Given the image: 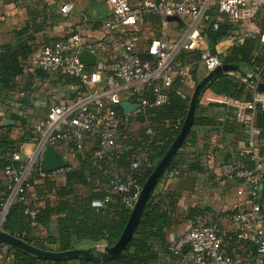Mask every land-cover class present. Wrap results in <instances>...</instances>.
Segmentation results:
<instances>
[{"label":"crops","instance_id":"obj_1","mask_svg":"<svg viewBox=\"0 0 264 264\" xmlns=\"http://www.w3.org/2000/svg\"><path fill=\"white\" fill-rule=\"evenodd\" d=\"M139 1L130 0L132 4ZM64 3L72 5L66 14L60 11ZM111 17L107 0H0V53L4 51V47L16 48L19 40L26 45V49L19 56L21 73L16 76L13 89L0 94V109L3 112L0 126L9 128V136L19 142L16 152L21 159L32 156L35 150L37 136L32 129L34 124L45 117L52 103L72 97L68 83L61 74L55 73L51 76L36 67L34 58L43 44L67 39L78 32L83 41L93 48L92 53L96 57L95 64H87L90 72L101 70L104 75L114 62L124 57V36L133 38L135 50L140 57L146 54L151 38L165 32L168 39L175 40L188 27L186 19L181 18L182 22H178L160 15L146 14L131 26H119L110 31L107 21ZM218 20H222V16ZM232 24V31L214 43H209L201 32L198 47L184 50L176 58L172 80L177 93L183 98H190L196 83L207 72L201 59L203 48L223 55L233 45L242 44L246 38L253 37L256 38V44L252 58L258 54L261 45L257 36L264 31V11L250 21ZM243 71L249 76L258 77L253 70ZM245 82L251 89L250 100H236L215 94L208 86L204 89L196 106L191 128L185 136L186 140L178 150L176 168L167 172L153 189V199L167 195L174 201L172 207L175 224L165 231L167 242L173 241L192 226L210 224L218 228L221 250L224 253L242 255L245 258L252 255L249 247L236 239V228L230 221V214L237 204L250 205L248 188L242 178L234 175L223 176L218 172L219 164L229 158H238L243 166H250L246 152L249 135L257 145L259 155L264 156L258 130L253 128L249 131L248 127L243 129L236 123L239 120L235 112L243 103L264 95L261 93L263 91ZM83 90L86 91V88ZM22 117L26 118L28 125L22 124ZM141 127H146V123H140L137 113L130 112L128 132H134ZM69 143L61 142L55 149L62 156L71 158L73 168H76L80 162ZM84 148L94 151L92 137L86 140ZM90 158L93 159L94 156ZM57 181L62 184L64 177L58 176ZM79 191L84 190L80 188ZM36 234L40 238L55 236V223H50L48 231L38 228ZM104 244L85 239L76 242L74 248L100 247ZM10 248L13 247L0 243V264H14V254ZM158 264L185 263L162 255Z\"/></svg>","mask_w":264,"mask_h":264},{"label":"built area","instance_id":"obj_2","mask_svg":"<svg viewBox=\"0 0 264 264\" xmlns=\"http://www.w3.org/2000/svg\"><path fill=\"white\" fill-rule=\"evenodd\" d=\"M112 17L107 21L110 31L119 26H131L146 14L163 17L177 15L188 20L185 33L175 40L167 38L165 32L151 38L146 54L150 57L141 59L136 50L133 38L129 35L123 38L125 55L114 62L107 73L101 70L87 73L85 63L80 61L78 54L82 50L93 52L82 36L75 32L67 39L50 44H43L35 58L36 67L49 75L62 73L76 78L75 83H69L72 97L59 99L52 103L44 118L36 122L33 129L37 136L35 150L32 156L24 159L20 169L6 165L2 177L6 186L7 196L0 204V228L2 227L9 206L16 200H22L21 193L28 186L27 180L31 172L36 171L40 179L62 176L73 168L71 158L62 156L66 165L46 171L43 169V154L47 146L55 148L61 142H72L74 150L85 147L89 137L94 141V156H105L115 146L121 125L127 121L129 114L119 112L117 106L121 101L138 103L140 106L151 105L142 93L147 86L153 85L155 100L153 105L165 101L161 90L172 82L173 65L177 55L182 50L198 47L202 24L209 20H218L211 15L223 14L231 23L250 21L258 13L264 11V0H140L132 4L130 0H107ZM72 8L70 3H64L60 11L68 13ZM214 27L216 24L214 23ZM259 42L264 48V31L259 33ZM201 59L206 71L221 64V56L209 48H203ZM86 88V91L83 90ZM264 108V95L254 101L243 103L235 112L236 118L252 131V116L255 104ZM140 106L134 110L137 112ZM3 114L0 109V116ZM264 148V142L260 143ZM247 153L250 166H243L240 159L232 158L219 164L220 175H234L242 178L246 184L250 199L249 206L237 204L230 214V221L236 228V237L255 245L257 257L253 264H263L264 258V214L259 211L257 199L260 182L264 180V156L257 152L251 135L247 139ZM71 156V155H70ZM13 159H21L19 153L12 155ZM137 165L136 162L132 167ZM146 166L150 163L146 161ZM109 190L126 194L132 191L126 200L132 207L141 187L131 176L121 178L113 175L107 184ZM108 197L93 201V205L101 206ZM35 209L25 208L24 213L33 216ZM168 250L181 261L192 264H239L244 262L240 255L230 256L221 250V239L218 228L203 224L192 226L183 231L168 244ZM184 248H186L184 250ZM246 264L252 262L245 261Z\"/></svg>","mask_w":264,"mask_h":264},{"label":"trees","instance_id":"obj_3","mask_svg":"<svg viewBox=\"0 0 264 264\" xmlns=\"http://www.w3.org/2000/svg\"><path fill=\"white\" fill-rule=\"evenodd\" d=\"M213 12L212 10V16H222V20L215 22L213 19L202 24L201 32L209 43L226 37L234 25L225 15ZM255 44L256 38L249 37L242 44L233 45L225 54L220 55L222 63L236 64L242 70H253L258 74V78L264 81V50L260 47L258 54L252 58ZM25 49L26 45L19 40L16 48L4 47V51L0 53V94L13 89L16 76L21 73L19 56ZM182 52L184 50L177 57ZM85 70L90 72V66L85 64ZM59 74L68 84L76 82V78L72 76ZM153 87L147 86L141 95L151 105L140 106L136 112L139 122L146 123V127L128 132V116L127 121L119 129L115 146L105 156H94V151L90 148L74 150L80 164L62 175L64 177L62 184L57 181V177L40 179L36 171L31 172L27 180L28 186L21 193L22 200H16L9 206L1 229L35 247L49 251L68 250L74 248L76 242L85 239L104 242L106 245L114 244L129 218L131 207L126 200L131 197L132 191L121 194L109 190L107 184L113 175L121 178L131 176L141 187L178 135L188 106L189 98H183L177 93L173 80L169 86L161 90L166 100L159 105H153L155 100ZM208 89L215 94L226 95L236 100L251 99V89L235 74H223L215 78L209 83ZM117 109L120 113L123 112L119 105ZM21 121L24 125L29 124L24 117ZM236 123L243 129L246 128L244 123L240 121ZM251 125L258 130L259 138L264 142V108L259 103L255 104ZM185 140L186 137L178 150ZM18 143L9 136V128L0 126V204L7 196L2 177L4 167L11 165L20 169L25 163L23 159L15 160L12 157ZM69 144L72 146V142ZM178 150L161 178L176 168ZM90 156L94 158L91 159ZM230 159L232 158L226 161ZM146 161L150 163V167L146 166ZM134 162L137 165L132 167ZM80 188L84 191H79ZM152 196L151 194L142 211L127 248L113 258L44 260L26 251L10 248L13 250L14 264H158L162 255L181 261L179 256L168 250L170 242H167L165 237V231L175 224L172 207L174 201L167 195H160L157 199H153ZM105 197L108 199L101 206L93 205V201ZM25 208L35 209L36 212L30 216L24 213ZM52 222L56 226L55 236L49 235L45 238L37 236L38 228L48 231ZM241 242L249 247L252 255L248 258L240 255L244 262L239 264H246L247 260L253 264L257 257L255 245L248 241ZM181 263L192 264L184 261Z\"/></svg>","mask_w":264,"mask_h":264},{"label":"water","instance_id":"obj_4","mask_svg":"<svg viewBox=\"0 0 264 264\" xmlns=\"http://www.w3.org/2000/svg\"><path fill=\"white\" fill-rule=\"evenodd\" d=\"M169 20H175L178 22H182V19L177 15L166 16ZM78 57L80 61L85 64H95L96 57L93 53L88 50H82ZM150 57L148 54L141 55V59H145ZM223 74H236L237 76L242 77L245 81H247L252 87L257 90L264 92V81H261L256 76H249L243 70H241L236 64H227L221 63L214 67L213 69L206 72V74L196 83L191 96L188 101V106L186 110V114L182 125L180 127L179 133L162 156V158L157 162L154 168L151 170L150 174L143 182L139 194L130 210L129 218L122 230L117 241L112 245H102L100 247H89V248H71L63 251H49L43 250L38 247H35L23 239H20L12 234H9L0 228V243L17 248L23 251H26L38 258L44 260H66V259H76L79 257L90 259V260H104L113 258L116 255L123 252L129 243L131 235L134 231V228L140 219L142 211L150 198L154 187L160 180L163 175L166 167L169 162L177 152L180 147L183 139L188 133L191 125L193 123V118L195 114V109L198 104L201 93L204 89L209 85V83L215 78L223 75ZM119 106L122 108L124 114H129L130 112L137 109L140 105L138 103H132L129 101H121ZM66 163L63 161L61 153L51 147L47 146L45 148L43 154V169L46 171H50L56 169L58 167L64 166ZM259 211H264V180L260 182L258 188V199H257Z\"/></svg>","mask_w":264,"mask_h":264},{"label":"rangeland","instance_id":"obj_5","mask_svg":"<svg viewBox=\"0 0 264 264\" xmlns=\"http://www.w3.org/2000/svg\"><path fill=\"white\" fill-rule=\"evenodd\" d=\"M132 208V207H131Z\"/></svg>","mask_w":264,"mask_h":264}]
</instances>
